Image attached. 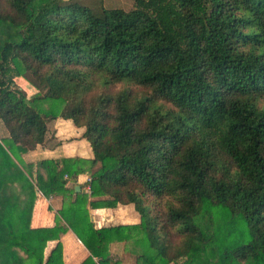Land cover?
I'll return each instance as SVG.
<instances>
[{
	"label": "trees",
	"instance_id": "obj_1",
	"mask_svg": "<svg viewBox=\"0 0 264 264\" xmlns=\"http://www.w3.org/2000/svg\"><path fill=\"white\" fill-rule=\"evenodd\" d=\"M103 1L0 0V264H43L49 241L59 252L84 230L88 205L118 204L141 222L97 229L83 264H111L120 229L143 242V264H264V0ZM59 119L90 157L46 159L63 206L34 228L22 156L61 144ZM83 172L90 195L71 183Z\"/></svg>",
	"mask_w": 264,
	"mask_h": 264
},
{
	"label": "crops",
	"instance_id": "obj_2",
	"mask_svg": "<svg viewBox=\"0 0 264 264\" xmlns=\"http://www.w3.org/2000/svg\"><path fill=\"white\" fill-rule=\"evenodd\" d=\"M33 89L35 88L33 87ZM53 129L56 130L57 139L62 141L61 144L55 148H52V146H38L36 150L22 156L26 163H30L33 171L32 180L37 189V200L31 223L34 228L53 227L58 211L63 204L61 196L51 194L46 159L55 156H79L82 159L90 157L88 142L78 139L80 130L70 120H57ZM9 137V130L0 119V142L7 149H9L8 145L6 146L4 141L9 140ZM12 156L19 163L13 154ZM38 167L40 170L36 172L37 174H34L35 169ZM89 177V172H83L77 177L76 181L71 182L75 187L80 186V191L76 192L88 193ZM92 199L94 198L89 197V200ZM88 209L91 220L85 224L84 230L80 233L69 230L63 234L60 238L61 250L59 252H53L58 240L49 241L45 248L43 264H83L92 255L86 246V242L94 237L97 229L108 226L123 227L141 222V216L135 209L134 204H118L116 207L96 208L88 205ZM110 249L113 259L111 264H143L145 254L143 242L135 239L127 242V234L121 229L111 235ZM94 259L97 260V258ZM182 261L178 260L170 264H182Z\"/></svg>",
	"mask_w": 264,
	"mask_h": 264
},
{
	"label": "rangeland",
	"instance_id": "obj_3",
	"mask_svg": "<svg viewBox=\"0 0 264 264\" xmlns=\"http://www.w3.org/2000/svg\"><path fill=\"white\" fill-rule=\"evenodd\" d=\"M87 2H94V1H98V0H86ZM104 4L106 6H111V7H123L125 9H130L132 6H133V0H104L103 1ZM15 64L18 66L19 70H20V73L19 75L16 77V82L21 85L22 87H24V89L27 91V96L28 97H33L35 95H38L39 94V91H37V89H33V86L31 85V83L29 82L28 78L25 77V74L23 73V65L18 61V60H15ZM121 86L120 85H116L115 89H119ZM31 88V89H30ZM114 90V89H112ZM40 168L38 167L37 169H35V173L34 174H37L36 172L39 171ZM90 174V173H89ZM67 177V175H65ZM88 195L91 194V190H88ZM90 197V196H89ZM95 199H98V198H95ZM36 200H37V196H36ZM35 200V202H36ZM35 206V204H34ZM63 206V204H62ZM34 210V209H33ZM31 223H32V220H31ZM32 226V225H31ZM228 227H230V225H228ZM233 229L236 230L237 234L240 235V232H239V229H238V226H233L231 227ZM210 231H211V228H210ZM225 238H226V244H230L232 243V240L229 238L228 236V233L227 231L225 233H223ZM185 260V258H184ZM182 261L181 259V263L184 264L185 261Z\"/></svg>",
	"mask_w": 264,
	"mask_h": 264
},
{
	"label": "water",
	"instance_id": "obj_4",
	"mask_svg": "<svg viewBox=\"0 0 264 264\" xmlns=\"http://www.w3.org/2000/svg\"><path fill=\"white\" fill-rule=\"evenodd\" d=\"M75 190H76V191H80V186H79V185L76 186V187H75Z\"/></svg>",
	"mask_w": 264,
	"mask_h": 264
},
{
	"label": "built area",
	"instance_id": "obj_5",
	"mask_svg": "<svg viewBox=\"0 0 264 264\" xmlns=\"http://www.w3.org/2000/svg\"><path fill=\"white\" fill-rule=\"evenodd\" d=\"M91 180V177L88 178V182ZM88 189L90 190V186L88 185Z\"/></svg>",
	"mask_w": 264,
	"mask_h": 264
}]
</instances>
